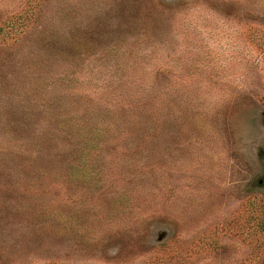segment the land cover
<instances>
[{
    "label": "rangeland",
    "instance_id": "374dc122",
    "mask_svg": "<svg viewBox=\"0 0 264 264\" xmlns=\"http://www.w3.org/2000/svg\"><path fill=\"white\" fill-rule=\"evenodd\" d=\"M0 264H264V0H0Z\"/></svg>",
    "mask_w": 264,
    "mask_h": 264
}]
</instances>
